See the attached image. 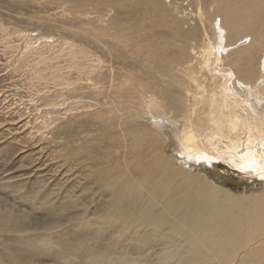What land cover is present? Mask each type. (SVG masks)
Masks as SVG:
<instances>
[{
    "label": "bare ground",
    "instance_id": "obj_1",
    "mask_svg": "<svg viewBox=\"0 0 264 264\" xmlns=\"http://www.w3.org/2000/svg\"><path fill=\"white\" fill-rule=\"evenodd\" d=\"M66 1L118 11L96 24L86 10L80 34L139 70L111 78L103 119L118 131L89 154L98 181L42 214L0 209V234L40 230L33 255L67 264H264V0Z\"/></svg>",
    "mask_w": 264,
    "mask_h": 264
},
{
    "label": "rangeland",
    "instance_id": "obj_2",
    "mask_svg": "<svg viewBox=\"0 0 264 264\" xmlns=\"http://www.w3.org/2000/svg\"><path fill=\"white\" fill-rule=\"evenodd\" d=\"M187 2L183 4L188 18L193 25L200 24L198 7ZM86 10L96 24L98 13L109 10L106 19L118 15L111 7L82 10L66 0H0L1 210L42 214L35 210L41 201L80 194L87 181H98L97 173L90 174L89 154L100 150L104 132L118 131L106 125L114 123L107 109L111 78L118 79L124 67L139 69L105 48L103 39L80 34L79 26L89 25ZM115 121L118 124L119 118ZM131 127L146 130L145 125ZM39 234L40 230L0 234V257L6 264L11 256L22 262L37 260L26 243L34 244ZM71 234V230L56 234L55 248ZM39 258L67 264L58 253Z\"/></svg>",
    "mask_w": 264,
    "mask_h": 264
}]
</instances>
